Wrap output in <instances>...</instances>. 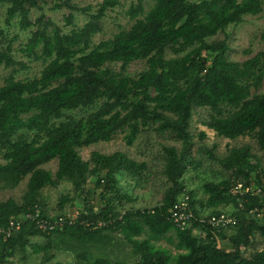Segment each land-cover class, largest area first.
Segmentation results:
<instances>
[{"label":"trees","instance_id":"obj_1","mask_svg":"<svg viewBox=\"0 0 264 264\" xmlns=\"http://www.w3.org/2000/svg\"><path fill=\"white\" fill-rule=\"evenodd\" d=\"M40 1L45 2L0 0L9 2L7 24L19 16L22 30L36 27L21 52L45 62L39 75L15 79L12 73L0 85V155L5 160L0 162V191L16 188L29 176L22 201L14 197L0 201V226L23 213L33 216L1 242L0 264H18L11 257L21 251L25 264H48L56 251L73 252L86 264H127L116 259L111 249L115 229L131 244L134 264H264V248L250 257L243 255L257 233L264 241V166L251 146L234 147L222 160L232 171L230 179L206 184L208 204L214 208L208 215L197 208L184 181L196 108L210 110L203 124L217 135L235 139L254 134L264 150V92L253 93L263 83L264 49L240 62L229 56L226 39L209 40L245 16L261 13L263 0H153L148 10L145 0H137L126 11L134 23L96 44L93 37L103 30L101 19L121 0H101L96 12L74 0H56L54 8L71 11L65 16L66 25L74 24V11L90 16L68 33L44 14L32 20L31 10L42 7ZM3 34L0 29V38ZM15 39L17 36L1 45L0 69L28 67L13 54ZM169 47L174 49L170 57L166 56ZM137 59H146L147 65L131 74L127 66ZM114 63L120 67H112ZM100 100L96 109L81 118L67 114ZM118 131L126 132L129 145L146 131L169 134L181 143L180 148L164 146L163 173L169 186L162 201L152 208L120 210L106 199L115 190L118 199L131 200L119 193V177H141L148 169L146 161L123 151H93L85 159L79 151L111 139ZM200 133L202 139L207 136L205 131ZM55 159V172L42 167ZM91 177L96 178L95 192L100 199L98 204H88L98 205L96 211L80 212L71 224L39 227L38 220L56 221L61 216L44 210L41 196L45 187L68 180L75 192L86 193L87 198L85 186ZM238 183L249 190L234 192ZM183 195L189 196L193 211L191 225L184 229L176 225L170 212ZM69 200V195H63L61 208ZM222 203L235 207L227 212L237 222L231 235L206 222L210 215L224 213L215 208ZM172 230L175 234H169ZM38 236L46 242L32 243ZM161 238L173 244L176 252L157 244ZM29 245L34 254L43 253L39 263L28 261Z\"/></svg>","mask_w":264,"mask_h":264},{"label":"rangeland","instance_id":"obj_2","mask_svg":"<svg viewBox=\"0 0 264 264\" xmlns=\"http://www.w3.org/2000/svg\"><path fill=\"white\" fill-rule=\"evenodd\" d=\"M81 6H91V12H96L101 0H74ZM41 2L42 7L32 8L31 18L35 20L42 14L46 18H51L57 25L62 27L63 32L68 33L74 27H81L87 22L90 16L82 11H74V24L66 25L65 16L71 11L67 8L56 9L54 8L56 0H45ZM137 0H121V3L107 10L106 15L101 19L103 30L93 37V44L113 37L121 29L129 28L134 20L131 19L126 11L129 9L132 3ZM147 10L151 7L153 0H145ZM9 2L0 3V29H4V34L0 38V47L2 44H7L14 36H17L12 43L14 50L13 54L18 60L25 61L28 65L27 68L15 71L13 67L0 69V85L4 84L5 78L14 74L15 79L32 78L40 74L45 62L43 60H34L25 56L21 52V48L27 43L31 32L36 27H30L26 30H22L19 26V16H15L9 24L6 22V13ZM226 33L228 36L226 37ZM226 39L229 45V56L236 60L243 62L246 59L254 56L256 53L264 49V0L263 11L257 15H247L244 20L236 25H230L227 27L226 32H220L216 36L209 38V40ZM174 53V49L169 47L167 49L166 56H171ZM147 65L146 59H137L129 63L127 66L128 72L136 74L145 69ZM112 67L119 68L120 63H114ZM19 67V66H17ZM264 92V79L261 86L257 89H253V93ZM102 100L98 101L95 105L89 107H79L75 110L68 111L67 114L74 117L81 118L87 115L92 110L96 109ZM210 114V110L207 108L194 109L193 116L191 118V133L192 149L190 151V159L187 164V170L184 175V181L186 183V192H193L194 198L197 201V208L201 210L202 215H208L214 208L208 204L209 193L206 191L205 186L208 183H219L222 180L230 179L232 171L225 168L222 164V160L226 158L231 149L234 147H240L244 144H249L252 148V154H255L262 165L264 166V150H262L254 134H244L235 139L225 138L219 136L216 132L203 124V120ZM205 131L207 136L202 139L201 133ZM125 131H118L112 136L111 139L100 141L88 147H81L79 151L85 159H89L93 151L101 153H112L115 151L126 152L129 156L137 159L138 161H146L148 169L142 174L141 177L134 178L127 174H122L119 177L118 187L120 188V194H126L132 199L120 200L116 196V191H109L106 199H110L113 205L118 206L120 210H137L152 208L157 203L161 202L169 183L166 176L163 173L164 167V146L175 145L178 148L181 147V143L175 141L169 134L160 135L154 131H146L141 133L136 141L129 145L125 139ZM0 162L4 163L5 160L0 155ZM42 167L55 172L58 167V161L52 160L50 162L42 164ZM26 176L22 179L20 184L14 189H7L0 191V201L9 197H14L17 201H22V196L26 190V184L28 181ZM95 177H91L85 186V190L88 191L87 198L86 193L75 192L72 183L68 180L62 181L60 185L56 187H45L43 189V196H41L42 202L45 203L44 210L50 215H68L71 218L78 219L80 212L82 211H96L98 205L88 204L90 202L99 203L100 196L98 192H95ZM69 195L70 200L64 204L61 208V202L63 195ZM184 196V195H183ZM105 202V200H103ZM221 209L224 213L232 212L235 210L233 204L222 203L215 207ZM227 213V214H228ZM226 234L231 235L236 229L225 230ZM198 232V229L195 230ZM113 242L111 249L114 252V257L123 260L127 264H134L135 257L130 255L131 244H129L123 233L119 229H115L111 232ZM169 234H175L172 230ZM144 237V236H143ZM44 237H33L32 243H45ZM157 244L169 248L173 253L176 252L173 244L169 243L165 238H161L156 241ZM264 248L263 238L257 233L254 238V243L249 248L243 249V255L250 257L255 251ZM27 253L29 254L28 261L30 263H39L41 261L43 253L34 254L32 246L27 247ZM24 252H18L11 259H14L18 264H25L23 259ZM56 256L48 264H71L79 263L86 264V262L79 261L73 252L56 251ZM113 257L114 260H116Z\"/></svg>","mask_w":264,"mask_h":264},{"label":"built area","instance_id":"obj_3","mask_svg":"<svg viewBox=\"0 0 264 264\" xmlns=\"http://www.w3.org/2000/svg\"><path fill=\"white\" fill-rule=\"evenodd\" d=\"M232 190L236 193L243 194L245 191H248V188H244L242 183H238L233 186ZM189 196H184L181 200L176 202L173 207L170 209L171 218L180 228L184 229L191 225V220L193 218V211L191 209V205L189 202ZM32 214L30 212L23 213L18 215L17 217H12L7 225L0 226V245L2 241H6L8 237L15 234L21 227V223L28 219L32 218ZM78 217V216H77ZM75 218H71V216H60L56 221H49V219H41L38 220L39 227L42 229L50 228L53 229L56 226L64 225L66 223H74ZM203 221V220H202ZM207 224L213 228H217L218 230H228V229H237V222L234 217L227 213H219L210 215L207 220ZM102 225L103 222L100 221L98 223Z\"/></svg>","mask_w":264,"mask_h":264}]
</instances>
